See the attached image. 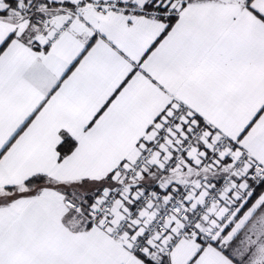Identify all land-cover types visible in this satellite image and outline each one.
Here are the masks:
<instances>
[{
  "label": "snow or ice",
  "instance_id": "obj_1",
  "mask_svg": "<svg viewBox=\"0 0 264 264\" xmlns=\"http://www.w3.org/2000/svg\"><path fill=\"white\" fill-rule=\"evenodd\" d=\"M0 264H264V0H0Z\"/></svg>",
  "mask_w": 264,
  "mask_h": 264
}]
</instances>
